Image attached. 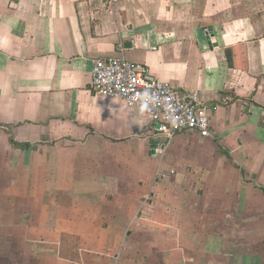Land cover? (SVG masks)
I'll return each instance as SVG.
<instances>
[{"label":"crops","instance_id":"1","mask_svg":"<svg viewBox=\"0 0 264 264\" xmlns=\"http://www.w3.org/2000/svg\"><path fill=\"white\" fill-rule=\"evenodd\" d=\"M112 57L215 136L95 93ZM263 104L264 0H0V264H264Z\"/></svg>","mask_w":264,"mask_h":264},{"label":"built area","instance_id":"2","mask_svg":"<svg viewBox=\"0 0 264 264\" xmlns=\"http://www.w3.org/2000/svg\"><path fill=\"white\" fill-rule=\"evenodd\" d=\"M112 5L118 0H103ZM92 88L104 99L119 100L139 108L144 117L158 125L162 136L172 139L179 133H198L213 138L211 107L198 92H180L170 84L152 78L145 65L123 58L96 59L92 70ZM264 108V104H263ZM156 148V154H162Z\"/></svg>","mask_w":264,"mask_h":264},{"label":"rangeland","instance_id":"3","mask_svg":"<svg viewBox=\"0 0 264 264\" xmlns=\"http://www.w3.org/2000/svg\"><path fill=\"white\" fill-rule=\"evenodd\" d=\"M5 209H7V208H5L4 206L0 207V210H2V211L0 212V214L4 213L3 210H5Z\"/></svg>","mask_w":264,"mask_h":264},{"label":"trees","instance_id":"4","mask_svg":"<svg viewBox=\"0 0 264 264\" xmlns=\"http://www.w3.org/2000/svg\"><path fill=\"white\" fill-rule=\"evenodd\" d=\"M17 146H19L20 144H16ZM21 146H24V147H28V145L27 144H25V145H21Z\"/></svg>","mask_w":264,"mask_h":264}]
</instances>
